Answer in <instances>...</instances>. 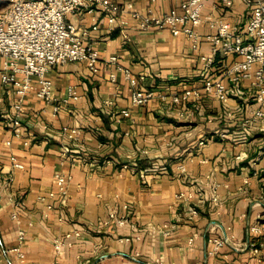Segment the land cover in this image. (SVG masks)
<instances>
[{
	"label": "crops",
	"instance_id": "1",
	"mask_svg": "<svg viewBox=\"0 0 264 264\" xmlns=\"http://www.w3.org/2000/svg\"><path fill=\"white\" fill-rule=\"evenodd\" d=\"M184 1L116 0L111 23L102 5L68 13L88 31L99 70L77 60L50 66L49 101L37 95L33 75L15 127V87L0 78V264L19 263V228L23 264H264V230L248 231L264 225V119L241 123L258 106L255 87L225 77L221 100L205 79L238 56L216 53L210 66L201 57L211 53L212 19L240 32L249 10L243 0H207L197 48L168 27L140 26L149 7L183 11ZM120 67L154 90L146 103L132 102ZM69 87L79 96L63 101ZM55 172L69 175L65 195ZM215 236H227L217 250Z\"/></svg>",
	"mask_w": 264,
	"mask_h": 264
},
{
	"label": "built area",
	"instance_id": "2",
	"mask_svg": "<svg viewBox=\"0 0 264 264\" xmlns=\"http://www.w3.org/2000/svg\"><path fill=\"white\" fill-rule=\"evenodd\" d=\"M207 0H185L183 11L170 9L162 13H155L148 8L140 19V26L147 28L151 25L168 27L170 31L184 34L194 48L200 44V34L197 25L202 20V8ZM224 5H231L233 0H218ZM249 13L242 31H236L237 26L228 19L220 16L210 21L214 32L206 35L211 43V53L202 54V59L210 66L216 53L235 54L229 64L225 65L222 74L216 78H206L205 84L213 86L214 92L221 100L228 97L227 85L224 78L237 83L250 78L255 87L254 98L258 106L251 115L245 117L241 123L247 125L254 119H264V0H243ZM97 5L108 12L109 22L116 17L118 4L116 0H9V4L0 11V78L4 83H11L15 87L17 98L13 103L15 114L12 125L19 124V112L23 108V97L32 86L31 77H36V93L39 97L49 101L52 98V80L47 75L50 66L67 61H84L91 71L99 70V54L94 44L89 40L86 29H79L73 22L67 20V14L76 10L92 11ZM97 25L94 24L93 28ZM115 54L110 55L108 61H116ZM123 68L131 83V100L136 104L146 103L154 94L153 89H143L137 84L135 77L128 68ZM20 72L22 77H18ZM190 89L181 95H174V101L187 97ZM75 87H69V98L77 99ZM59 105H54V111ZM69 136H73L76 129L64 127ZM18 134V131L16 130ZM14 166L22 167L23 163L11 156ZM182 169L183 166H181ZM54 180L58 185V193L65 195L68 190L69 175L55 172ZM50 194H54L50 192ZM50 206V205H49ZM126 206V204L124 205ZM16 217V213H13ZM120 216L119 222H123ZM264 230L262 223H253L248 227L249 233L259 234ZM24 237V230H18V243L14 246L19 263L23 264L24 252L20 249V242ZM227 241V236L213 238L215 250ZM248 245L257 250L259 245L249 236ZM264 243L260 242V247ZM59 247V243H55ZM264 259V254H262ZM10 264H14L10 262Z\"/></svg>",
	"mask_w": 264,
	"mask_h": 264
},
{
	"label": "rangeland",
	"instance_id": "3",
	"mask_svg": "<svg viewBox=\"0 0 264 264\" xmlns=\"http://www.w3.org/2000/svg\"><path fill=\"white\" fill-rule=\"evenodd\" d=\"M8 4H9V1H6V3H4V5H2V8H5Z\"/></svg>",
	"mask_w": 264,
	"mask_h": 264
},
{
	"label": "trees",
	"instance_id": "4",
	"mask_svg": "<svg viewBox=\"0 0 264 264\" xmlns=\"http://www.w3.org/2000/svg\"><path fill=\"white\" fill-rule=\"evenodd\" d=\"M140 163H141V164H145V163H143V161H142V160L140 161ZM263 240H264V236H263Z\"/></svg>",
	"mask_w": 264,
	"mask_h": 264
}]
</instances>
